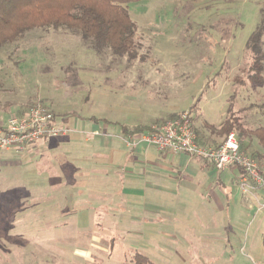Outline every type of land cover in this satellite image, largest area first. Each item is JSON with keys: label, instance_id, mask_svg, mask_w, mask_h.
I'll return each instance as SVG.
<instances>
[{"label": "rangeland", "instance_id": "374dc122", "mask_svg": "<svg viewBox=\"0 0 264 264\" xmlns=\"http://www.w3.org/2000/svg\"><path fill=\"white\" fill-rule=\"evenodd\" d=\"M262 10L264 0L131 3L141 49L130 63L95 54L63 28L32 30L0 49V123L41 105L66 136L86 137L105 121L110 132L150 130L186 115L192 130L209 134L205 147L224 140L217 130L231 116L250 130L264 127V63L263 84L246 81V43ZM261 41L264 53V34ZM29 154L0 150V264H134L135 254L151 264H264V209L253 214L257 203L228 199L229 172L211 188L199 178H168L167 192L141 188L137 197L122 191L128 180L96 193L83 187L88 178L74 176L72 190L57 184L54 193L43 173L48 155ZM149 204L162 210L145 211Z\"/></svg>", "mask_w": 264, "mask_h": 264}, {"label": "crops", "instance_id": "0c3cea01", "mask_svg": "<svg viewBox=\"0 0 264 264\" xmlns=\"http://www.w3.org/2000/svg\"><path fill=\"white\" fill-rule=\"evenodd\" d=\"M109 124H113V122L105 121L101 130L95 126L91 129V133L98 130L100 132L99 136L90 137V133L84 137L83 132L78 133L80 131L73 130V135L68 134L65 137L52 139L46 143H39L29 150L30 154L27 155L28 157L39 153L41 155H38V157L41 158L48 155L44 157V162L48 163L46 170L41 172L48 174L50 190L54 191V193L57 192V184L60 190H72V185L75 182L73 180L74 176H77L79 180L88 178L90 183L88 180L83 187H95L96 193H100L103 189L107 190L109 186L112 187L114 179L116 183L125 179L128 180V187H122V191L130 196L137 197L143 195L144 191L147 190L149 192H167L163 185L168 181V178L188 181L199 178L202 184H207L208 188H211L213 178L216 180L217 178L220 179L221 175L229 172L233 180V188L224 187L228 199L231 202H237L240 198L247 207L257 203V208L255 209L254 206L252 210L253 214L260 213L264 209V207H260L264 206V202H260L264 200V187L254 189L247 194L242 193L239 183L243 174L240 169L227 168L218 172L211 164L186 155L170 152L160 153L153 148H144L143 146L130 150L125 146L123 140L131 135H124L121 131V126L126 125L118 124L119 129L110 132L108 131ZM210 125L208 124V126ZM126 127L130 128L133 126ZM203 135L207 137L209 134L204 132ZM245 141H247L245 142L247 143V151L250 153L262 151L257 141L253 138L245 139ZM4 152L11 153L10 151ZM260 167L264 168V165H260ZM143 178L146 179V183L141 186L137 185V181ZM101 186H103V189L99 191L98 189ZM144 207L145 211L147 209L151 211L162 210V207L157 204H149ZM144 210L141 211L144 212ZM259 221H262L261 224L264 226V221L262 219H259ZM168 233V231L159 232L154 236L167 237L166 234Z\"/></svg>", "mask_w": 264, "mask_h": 264}, {"label": "trees", "instance_id": "16d2710c", "mask_svg": "<svg viewBox=\"0 0 264 264\" xmlns=\"http://www.w3.org/2000/svg\"><path fill=\"white\" fill-rule=\"evenodd\" d=\"M140 1L146 0H0V49L21 40L32 30L63 28L78 36L97 55L108 51L114 58L133 62L140 59L141 45L136 40L137 26L129 16L128 5ZM263 34L264 16L246 43V50L251 55L246 81L254 87L263 84ZM234 94L232 97H235ZM24 114L20 112L17 116ZM148 129L140 125L130 128L121 126L124 135L139 134ZM193 132L197 142L207 146L211 139L194 129ZM231 132L237 134L241 151L247 150L243 141L254 137L262 151L245 154L259 167L264 165V127L250 130L245 128L241 118L231 116L222 121L217 133L224 136ZM262 248L264 251V226ZM132 261L134 264H151L148 258L140 254H135Z\"/></svg>", "mask_w": 264, "mask_h": 264}, {"label": "built area", "instance_id": "2783aa9c", "mask_svg": "<svg viewBox=\"0 0 264 264\" xmlns=\"http://www.w3.org/2000/svg\"><path fill=\"white\" fill-rule=\"evenodd\" d=\"M67 133L69 130L57 126L44 107L36 105L24 115L10 116L0 123V150L24 154L38 143H46ZM99 135L97 131L90 134L91 137ZM123 141L130 150L143 146L160 153L182 154L207 162L218 172L227 168L240 169L243 176L239 187L245 194L264 187V169L240 150L235 134L226 135L218 147L201 146L186 115L144 133L131 135Z\"/></svg>", "mask_w": 264, "mask_h": 264}]
</instances>
